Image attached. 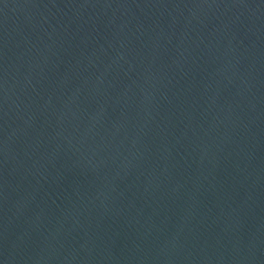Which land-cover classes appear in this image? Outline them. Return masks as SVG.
Masks as SVG:
<instances>
[{
  "label": "water",
  "instance_id": "95a60500",
  "mask_svg": "<svg viewBox=\"0 0 264 264\" xmlns=\"http://www.w3.org/2000/svg\"><path fill=\"white\" fill-rule=\"evenodd\" d=\"M0 264H264V0H0Z\"/></svg>",
  "mask_w": 264,
  "mask_h": 264
}]
</instances>
